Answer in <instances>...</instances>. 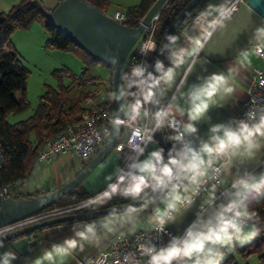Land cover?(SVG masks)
Here are the masks:
<instances>
[{
	"label": "crops",
	"instance_id": "crops-1",
	"mask_svg": "<svg viewBox=\"0 0 264 264\" xmlns=\"http://www.w3.org/2000/svg\"><path fill=\"white\" fill-rule=\"evenodd\" d=\"M18 1L0 0V11L10 9ZM140 1L108 0V11L111 8L127 9ZM51 4V1H47L46 7L50 8ZM261 29H264V16L246 0L241 2L230 16L223 18L214 26L210 22L204 25L188 22L178 33L171 48L170 68L173 69V79L167 83V98L172 97L168 112L178 115L183 121L185 150L188 147L198 150L200 144L209 138V129L212 125H235L237 117L246 105L252 68L264 65V59L255 50L256 44H264V31H259ZM112 72V69L105 65L102 74L97 75L98 79L95 80L93 88L97 90L99 97L116 100ZM212 74L225 76L234 91L225 94L221 90L213 97L207 113L201 119L191 121L189 118L191 97L199 92L200 87L206 84ZM37 104L38 100L28 109L24 119L34 112ZM145 116V112L142 111L140 120H144ZM155 123L152 110L149 116L150 130ZM188 123H194L198 132H185ZM124 135L125 130L122 131L120 138ZM170 140L174 142V139L170 138ZM259 144L261 147L255 152L254 159L233 158L231 163L226 165L224 184L231 185L233 180L244 172H252L257 177H264V139H260ZM142 149L143 154L133 153L128 149L117 151L113 148L79 184V189L99 194V191L102 189L104 191L121 176L127 179L126 187L131 186L137 176L146 175L138 172L137 165L148 160L153 151L161 149L159 136L154 135ZM88 161L72 154L58 155L50 162L36 161L33 173L25 183L19 185V189L25 193L39 194L53 191L72 179ZM42 184H46L47 189L51 188L41 191L39 187H42ZM188 187L191 188V185ZM173 194L174 189L170 188L139 207L48 225L33 234V237L38 235L39 238L35 246L25 254H20L11 245V241H4L0 243V264L4 259H8L9 264H78L80 259L95 254L115 233L121 230L131 232L151 227L157 210H163ZM214 195L216 207H204L209 203L208 191L195 199L194 204L187 211L184 210L183 205L178 206V209L172 213L174 220L168 221L167 225L176 232H182L190 224L195 230L200 228L204 221L198 219V216H204L206 213L208 218H212L227 203L226 198L218 196L217 188ZM89 225L93 226L95 235L87 241L80 240L76 233L84 231ZM66 240H76V248L68 249L63 254L56 253L55 246L66 247ZM49 253L52 254L51 260L45 258Z\"/></svg>",
	"mask_w": 264,
	"mask_h": 264
},
{
	"label": "trees",
	"instance_id": "trees-1",
	"mask_svg": "<svg viewBox=\"0 0 264 264\" xmlns=\"http://www.w3.org/2000/svg\"><path fill=\"white\" fill-rule=\"evenodd\" d=\"M86 1L93 3L103 11H108V0ZM155 1L141 0L140 3L128 7L126 9L128 13L126 24L138 25L135 18H143ZM189 1L167 0L161 7L159 19L154 31L159 45L173 20ZM225 2L227 1L201 0L199 2L165 45L159 59L163 64V69L157 70L156 80L172 65L171 48L182 27L190 22L198 13L204 11L209 4L219 5ZM45 8L47 7L42 1L19 0L10 9L0 11V47H6L8 49L0 57V146L4 157V164L0 166V191L4 185L19 187V185L25 183L35 169L40 148L50 138L65 130L70 124L81 119L85 110L84 103L86 99L92 96H98L97 90L93 88V84L98 77L92 74V69L97 65L103 64L109 66L113 71L110 65L93 57L70 36L60 32L45 15ZM34 21H41L50 34L46 42V47L73 52L83 61L85 66L80 73H75L68 67L54 69L51 74L56 80V86L47 84L46 90L39 95L38 104L34 112L29 117L12 123L8 121L7 116L10 113H21L28 110L31 107V100L27 92V79L30 71L20 62L18 51L11 37L16 29L28 28ZM155 53L149 59V67L146 75L150 93L151 65L155 58ZM120 82L125 99L128 102L133 94V86L127 67L123 68ZM76 88L78 89L77 95L72 97L71 94L74 90L77 91ZM155 95L156 110L157 112H161L162 106L167 99V84L163 80H160L159 84H155ZM114 102H116L115 99ZM164 133L168 148L172 150L171 153L169 152V156L176 154L181 144L175 140L172 142L165 128ZM155 135L158 136V133L156 132ZM163 159L164 163L167 164L168 160L164 155ZM79 186L73 188L46 208L55 205L63 206L83 202L98 194V192L94 193L81 190ZM126 186L127 179H124L120 187L123 189ZM170 188H173V185L167 181L160 194ZM150 190L151 188L145 189L140 196L135 198L114 195L111 199H106L102 203L95 201L75 212H89L95 209L127 203L144 196ZM21 192L19 191L15 197H31L39 194L38 192L30 194ZM1 199L2 196L0 195V204ZM248 199V210L256 209L258 211V222L255 221L254 225L246 227L254 226L257 236L239 251L244 257L258 253L261 264H264V252L261 251L264 243V195L256 199L252 197ZM35 238H39L38 235ZM227 262L236 264L233 255L228 257Z\"/></svg>",
	"mask_w": 264,
	"mask_h": 264
},
{
	"label": "clouds",
	"instance_id": "clouds-1",
	"mask_svg": "<svg viewBox=\"0 0 264 264\" xmlns=\"http://www.w3.org/2000/svg\"><path fill=\"white\" fill-rule=\"evenodd\" d=\"M259 31H264V29ZM145 50L154 51V42L149 41L143 45L142 52ZM115 62L113 59V63ZM156 69H163L162 62H157ZM145 71L146 69L137 65L132 68L131 74L135 77H143ZM172 79L173 69L169 68L163 72L159 79L155 80L154 84H159L160 80L167 84ZM221 90L225 94H231L234 88L228 84L225 76L212 74L206 84L200 87L199 92L191 97L190 120L201 119L209 110L213 97L218 95ZM152 95L153 93H147L142 95L140 100L134 99L132 101L129 110H127L129 121H135L140 116L141 101L150 103ZM161 115V112L156 113L158 121H160ZM249 118L255 122L250 124L239 121L235 126L212 125L209 129V138L200 144L198 150L192 147L185 150L181 144L176 154L169 156L167 164L164 163L163 149L153 151L148 160L137 165L138 172L146 175L137 176L131 186L123 189L120 185L123 184L124 177H118L116 183L110 184L102 193L96 197H90L89 200L102 203L114 195L135 198L140 196L145 189L152 188L154 190L161 187L167 180L173 185L174 194L167 201L163 210H157L155 217L161 226V230H163V226L168 221L174 220L172 211L177 210L178 205H183L185 211L191 208L195 202L193 197L199 195V189L207 184L210 172L219 171V168L214 167L218 164L219 158H224L228 163H231L233 158L254 159L255 152L261 147L259 140L264 139V113L259 115L258 120L254 115ZM112 124L122 125L125 124V121L114 118ZM163 126V121L157 125V127ZM148 132L149 130L146 129L142 135L139 130H134V136L139 137L142 143L145 137L151 139ZM185 132L197 133L198 129L194 123H188ZM182 138V134L174 136V140L177 142L182 141ZM129 144L133 153L143 154L140 144L131 137ZM171 151L170 149L169 152L171 153ZM189 185L191 188L188 187ZM216 187V184L211 185L207 198L209 203L204 205L205 208L216 207L214 195ZM230 191L231 195L228 197L227 203L222 210L216 212L214 217L208 218L206 213L204 216L197 217L204 221L200 228L192 230L190 224L182 236L173 237L169 241V246L159 251L154 246L145 248L144 252L149 257L148 264H189V262L191 264H221V260L224 259V253L220 251L221 248L234 247L235 242H239L241 246L248 242L252 237L244 233L240 221L256 220L258 222L256 214L248 210V198L256 199L264 195V178L257 177L252 172H244L233 180ZM180 193H190V195L182 196ZM253 194L255 195L253 196ZM195 222L194 220L193 223ZM76 235L80 240L87 241L95 235V231L93 226L89 225L85 227L84 231L78 232ZM65 245L66 247L55 246V252L58 254L66 253L68 249L76 248L77 241L66 240ZM45 258L51 260L52 254H46ZM2 264H9L8 259H4Z\"/></svg>",
	"mask_w": 264,
	"mask_h": 264
},
{
	"label": "built area",
	"instance_id": "built-area-1",
	"mask_svg": "<svg viewBox=\"0 0 264 264\" xmlns=\"http://www.w3.org/2000/svg\"><path fill=\"white\" fill-rule=\"evenodd\" d=\"M35 1H42L45 5L47 1H51L52 4L48 9H53L62 0ZM243 1L246 0H227V2H225L215 13H212L211 11L214 10L216 5L209 4L204 11L198 13L190 22L201 25L210 22L212 23V26H214L223 18L230 16ZM105 12L112 18L122 23H126V20L128 19V13L126 9H116L112 11V13H109L108 11ZM158 19L159 13H157L146 26L140 38L131 48L125 61L124 67H127L128 69L129 78L133 86L132 97L128 102L126 101L127 108L125 115L123 117L116 116V102H114V100L99 96L87 98L84 103L85 110L81 119L70 124L65 130L50 138L40 148L37 156V162H50L58 155L62 154H72L82 160H90L107 141L112 128V120L114 118H119L125 121V124H123V131L125 130V135L122 138H119L114 145V148L117 151H122L125 149L132 151V148L129 144L130 137L134 139L136 143L140 144L141 148L149 140L147 137H145L144 141L141 143L140 138L134 136V130H139L143 135L147 129L149 130L148 136L151 138L154 137L156 133L157 122L155 123L153 129H149V116L152 112V99L150 103H144L141 101L142 107L140 109V116L135 121L128 120L127 110H129L134 99L140 100L142 95L150 93L146 75L147 69L149 67V59L159 48V43L154 35ZM141 20L142 18H135V21H137L138 24L141 22ZM149 41L154 42L155 50H145V52H142V46ZM255 50L264 59V44H256ZM137 65L146 69L143 77H135L131 74L132 68ZM171 99V96L168 97L162 106V115L159 122L163 121V128L167 130L170 138L174 139V134H182L183 138L179 143L184 147V130L182 128L183 121L178 115L173 113L170 114L168 112ZM142 111L146 113L144 120H140ZM261 113H264V65L252 68L251 80L247 88L246 105L237 117L235 124L239 121H245L251 124L255 121L249 117L254 115L258 120ZM227 164L228 162L224 158H219L218 164L214 165V167L219 168V171L210 172L207 184L199 189V195L193 197L194 200L206 194L213 184L217 185L216 188L218 190V196L228 199V197L231 195V185L224 184V169ZM116 182L117 181L113 183ZM150 183L152 182L150 181ZM19 191V187H9L4 185L0 191V195L15 197ZM184 195H190V193ZM92 202L94 201H90L88 199L86 201L77 203L75 205L66 206L61 209H50L53 207L41 209L18 220L1 225L0 236L15 229L58 215L75 212ZM174 211L176 210H173L172 213ZM249 211L254 212L256 216H258V211L256 209ZM164 218L166 219V217ZM254 222L255 220L247 222L243 220L240 221V223L245 227L254 225ZM192 230H195L193 226ZM184 231L185 229L182 232H176L174 229L169 227L167 223L163 226V230H161V226L159 225L156 218H154V222L149 228L138 229L131 232L121 230L115 233L95 254L80 259L78 264H148L149 257L144 252L145 248H152L154 246L155 249L159 251L160 249L169 246V241L173 237L182 236Z\"/></svg>",
	"mask_w": 264,
	"mask_h": 264
},
{
	"label": "water",
	"instance_id": "water-1",
	"mask_svg": "<svg viewBox=\"0 0 264 264\" xmlns=\"http://www.w3.org/2000/svg\"><path fill=\"white\" fill-rule=\"evenodd\" d=\"M167 0H156L138 25H128L119 22L109 16L105 11L98 8L86 0H62L53 9H44V13L60 32L70 36L77 44L93 57L107 63L113 68L112 85L116 97L115 114L117 117H123L126 113V99L121 87V74L125 65L127 56L144 32L151 19L159 13L161 7ZM201 0H190L176 18L171 23L165 37L162 39L159 48L155 53V58L151 65V93L152 110L156 120V132L159 136L163 155L169 160V148L166 142V136L163 127H157L160 123L156 119V101H155V80L157 75L156 64L159 61L162 51L174 35L177 29L182 25L185 18L193 11ZM247 3L256 11L264 16V0H247ZM115 59V63H113ZM123 93V95H121ZM123 131L122 125H113L107 141L97 151V153L88 161L85 166L69 181L57 189L41 193L31 197H13L2 196L0 204V226L18 220L27 215L33 214L48 205L54 203L62 196L67 194L73 188L77 187L92 170L108 155L114 148ZM4 164L3 151L0 146V166ZM167 180L159 188H155L133 201L95 209L89 212H71L58 215L31 225H27L0 236V243L11 241V245L20 253L25 254L32 249L37 239L33 234L48 225L60 223L68 220L88 218L96 214H109L119 210H129L146 204L158 196L166 185Z\"/></svg>",
	"mask_w": 264,
	"mask_h": 264
},
{
	"label": "rangeland",
	"instance_id": "rangeland-1",
	"mask_svg": "<svg viewBox=\"0 0 264 264\" xmlns=\"http://www.w3.org/2000/svg\"><path fill=\"white\" fill-rule=\"evenodd\" d=\"M223 4L224 3H221L219 5L214 4L216 6L214 10L211 12L215 13L218 9H220V7ZM114 10L115 8L113 9L111 8V10H109L108 12L112 13V11ZM49 37L50 34L46 30L45 26L41 21H34L28 28L16 29L11 37L12 42L15 45L16 50L18 51L20 62L30 71L27 79V84H28L27 92L29 99L32 102L31 107L35 102H37L39 95L46 90L47 84L56 86V80L51 74L54 69L68 67L73 72L80 73L83 70V67L85 66L83 61L73 52H68L57 48L46 47V42ZM7 51L8 49L6 47H0V57L2 54L6 53ZM104 66L105 65L103 64L97 65L92 69V74L96 76L98 74H102ZM76 90L77 91L74 90L72 92L71 94L72 97H75L77 95L78 89L76 88ZM27 112L28 110H25L24 112L21 113H10L7 116V119L10 122H14L18 119L21 120L22 118L24 119ZM46 184L51 185L50 183H46ZM46 184L45 185L42 184V187H39V189L41 191L42 190L47 191L49 188H51L48 187L47 189ZM24 194H30V193L27 192ZM75 204L77 203L71 205H75ZM66 206H70V205H63V206L55 205L53 206V208L50 209H55V208L61 209ZM243 231L245 234H247V236L252 238L248 242L244 243L242 246L239 242H235L234 247L221 248L220 251L224 253V259L221 260V264L224 263L232 264L227 262L228 257L231 255L234 256L236 264H261V260L259 258L258 253L250 254L247 257H244L240 253L239 250L242 249L244 246H246L248 243H250L257 236L254 226L243 228ZM261 251L264 252V243Z\"/></svg>",
	"mask_w": 264,
	"mask_h": 264
}]
</instances>
